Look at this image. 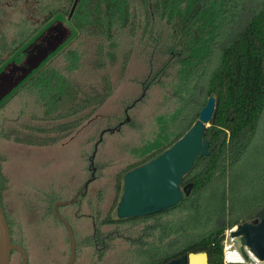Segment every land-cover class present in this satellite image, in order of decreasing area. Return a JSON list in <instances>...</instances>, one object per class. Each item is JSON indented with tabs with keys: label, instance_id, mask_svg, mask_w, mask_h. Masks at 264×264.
I'll use <instances>...</instances> for the list:
<instances>
[{
	"label": "rangeland",
	"instance_id": "rangeland-1",
	"mask_svg": "<svg viewBox=\"0 0 264 264\" xmlns=\"http://www.w3.org/2000/svg\"><path fill=\"white\" fill-rule=\"evenodd\" d=\"M53 1L56 0L46 2L50 5ZM235 2L237 7L235 6L232 14L235 16L232 24H227L212 45L211 52L206 54L207 64L203 65L208 67V73L217 65L221 48L236 36L260 6V0ZM81 18L83 17H79L77 13V17L70 21L71 38L77 34L75 28ZM171 29V25L161 26V41L168 37L165 43L171 42L174 35ZM141 31V28L134 34L127 29L112 31L104 38L93 35L86 28L84 31L79 30L78 37L75 35L77 40L74 37V40L71 39L72 47L75 48L64 50L66 62L58 59L49 63L39 74L40 78L33 82L38 83L34 89L18 90V95H13L0 107V173L6 178L1 202L6 207L13 238L19 241L27 253V264H67V231L46 208L49 209L56 200L72 198L76 189L84 183L89 175L88 158L104 129L107 131L104 132L94 157L98 180L90 187L91 204L95 206L97 202L94 187L98 185L97 188L101 189L98 201L102 219L107 212H110L111 218H116V204L122 193L123 174L129 165L139 160L138 149L153 137L158 128V116L169 109L171 87L179 66L175 57L177 49H163L160 43L147 47V36H142ZM158 47L163 53L157 52ZM102 49L104 51L101 56ZM126 52L130 55L122 65ZM69 64H72L70 69L66 67ZM99 64L101 67H97ZM164 66L166 69L163 71ZM44 74L49 78L41 77ZM104 78H108L112 86L110 95L94 110L87 108L80 112L78 116H84V120L74 129L68 131V127H57L52 133H40L35 139L48 142L43 146L14 141L13 136L15 138V135L20 136L32 129L31 126L26 129L25 125L43 127L52 124V119L54 124H59L62 120L56 121L52 117L50 121L46 118H34L36 115L52 116L62 112L67 108L70 97L82 100L87 91L100 92L105 85ZM207 78L203 80V90H206ZM146 84L148 87L142 95ZM138 97L140 98L136 101ZM126 107H129V120L125 122ZM64 120L66 122L68 118ZM122 121L124 122L118 130H108ZM9 132L13 135L12 138L9 137ZM117 174L119 178L116 177ZM229 179L232 192L230 199H227V206L255 199L262 201L264 205V113L254 142L233 166ZM117 181L121 185L118 193ZM210 194L209 191L208 195ZM115 195L117 200L114 203ZM92 206L93 210L97 208ZM71 208L72 205L68 204L61 206L59 210L67 213ZM206 215L212 214L206 212ZM69 219L76 231L78 243L75 264H145L152 257L149 251L142 252L141 247L132 241L144 232V229H140L143 224L140 221L102 223V232L109 236L99 251L100 249L90 245L83 246L81 243V240H85L83 237L91 232V221L75 216H70ZM21 262L20 253L14 251L10 264Z\"/></svg>",
	"mask_w": 264,
	"mask_h": 264
},
{
	"label": "trees",
	"instance_id": "trees-1",
	"mask_svg": "<svg viewBox=\"0 0 264 264\" xmlns=\"http://www.w3.org/2000/svg\"><path fill=\"white\" fill-rule=\"evenodd\" d=\"M235 3V0H81L72 6L75 16L78 13L83 17L77 26L84 25L95 36L106 38L107 33L126 29L134 34L141 28V35L147 36V47L160 43L163 49L178 50L175 57L179 66L169 96L171 105L158 116L156 133L138 149L139 160L126 171L171 146L197 119L207 97L215 96L213 116L203 137L209 141L210 154L198 156L182 177L181 186L192 183L190 193L176 205L154 214L118 219L111 218L107 212L102 219L103 224L127 220L143 223L140 238H146L148 246L144 251L152 256L145 264H162L188 252H206L209 264H222V243L218 239L224 230L264 216V205L256 199L242 200L239 206H227L232 192L229 172L254 142L264 113V0H260L258 9L236 36L221 48L214 69L208 73V67L204 66L206 54L211 52L218 35L227 24H232ZM164 21L174 31L168 43H165L168 37L161 41L159 35ZM156 27L159 28L156 30ZM103 51H100L101 56ZM157 52L163 53L159 47ZM129 55V52L124 53L122 65ZM66 67L70 69L72 64ZM206 78V90H203ZM104 80L100 92L87 91L82 100L70 97L62 112L34 116V119L49 121L60 119L59 124H54L52 119V124L43 127L25 125L26 129L30 126L32 129L15 138L9 132V137L13 136L15 142L40 146L48 143L35 139L40 133H52L57 127L74 129L84 120V116H78L80 112L87 108L94 110L110 95L112 86L108 78ZM29 85L25 88H30ZM65 118L68 121L65 122ZM116 177L119 178V174ZM118 181L115 182L117 193L121 187ZM5 188L6 178L0 173V202ZM116 200L115 195L113 202ZM206 212L212 215L207 216Z\"/></svg>",
	"mask_w": 264,
	"mask_h": 264
},
{
	"label": "flooded vegetation",
	"instance_id": "flooded-vegetation-1",
	"mask_svg": "<svg viewBox=\"0 0 264 264\" xmlns=\"http://www.w3.org/2000/svg\"><path fill=\"white\" fill-rule=\"evenodd\" d=\"M46 1L47 0H0V107H2L3 104L13 95H18V90L21 92L22 89L28 87V84H30L29 87L31 89H34L35 85L38 83L34 84L33 82L37 80V78H40L38 77L39 74H41L49 63L52 61H58V59H62L66 62L67 59H64L66 58L64 56V50L74 49L75 47H72V40H74L73 37L77 40L79 30H85L84 25L77 26L75 28L77 33L75 35L77 37H75V35L72 38L70 37L72 35L70 21L75 17V9H72V6L80 3L81 0H56L50 3V5ZM147 87L148 84L143 87L142 95ZM139 98L140 97H138L136 101ZM128 110L129 107L124 109L125 117ZM88 170V177L85 179L84 183L76 189L75 194L73 195V197L76 195L77 197L73 203H70L72 208L69 212L62 213L59 210L61 206H58V212L69 223L70 216L85 217L89 219L91 221V232L83 237L85 240H81V243L83 246L90 245L94 248L100 249L102 245L104 247L109 235L103 233L101 230L102 216L100 201H98V194L101 189L97 188L98 185L94 187V195L97 200L94 205L97 206L98 209L91 204L92 199L90 187L92 183H95L98 180L97 167L95 166L94 159L92 164L89 162ZM88 179L91 180L88 182L87 186H85ZM56 201L52 203L49 209H46L54 215L55 219L61 225L64 226L54 213V203ZM0 206L7 218V222H10L5 205L0 202ZM91 206L95 209L93 210ZM9 222L8 225L11 234V241L13 244L21 246L19 241L13 238ZM72 230L76 244L75 264L78 243L76 241V231H74L73 228ZM139 237L140 235L137 238L135 237V239H132V241L133 243H136L138 247L140 246V249L143 252L145 250L144 247L146 246V240H144V237H142V240ZM14 251L16 250H13L12 253ZM99 251H101V249Z\"/></svg>",
	"mask_w": 264,
	"mask_h": 264
},
{
	"label": "water",
	"instance_id": "water-1",
	"mask_svg": "<svg viewBox=\"0 0 264 264\" xmlns=\"http://www.w3.org/2000/svg\"><path fill=\"white\" fill-rule=\"evenodd\" d=\"M215 108V96L210 94L205 104L201 107L197 119L187 131L171 146L151 160L138 165L123 175L122 193L116 206V217L133 218L154 214L176 205L184 196L188 195L192 183L181 186L182 177L191 169L198 156H208L209 141L204 139V134L212 119ZM129 120L126 115L125 122ZM124 121L109 131L118 130ZM100 132L95 141L93 151L89 157L93 163L98 144L104 132ZM88 179L85 183L87 186ZM56 201L54 213L64 224L69 239L68 264H74L76 257L75 236L70 223L58 212V206L73 203L76 200ZM239 236L242 244L260 259H264V216L236 225V230L231 233ZM222 237L218 239L220 242ZM13 250L18 251L22 257V264H27L28 256L25 249L13 244L7 218L0 206V264H9ZM162 264H209L206 252H188L168 260Z\"/></svg>",
	"mask_w": 264,
	"mask_h": 264
},
{
	"label": "built area",
	"instance_id": "built-area-1",
	"mask_svg": "<svg viewBox=\"0 0 264 264\" xmlns=\"http://www.w3.org/2000/svg\"><path fill=\"white\" fill-rule=\"evenodd\" d=\"M235 230L236 225L225 229L220 235L222 264H264V259L257 257L247 245L242 244L239 236L231 234Z\"/></svg>",
	"mask_w": 264,
	"mask_h": 264
}]
</instances>
